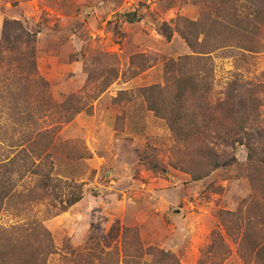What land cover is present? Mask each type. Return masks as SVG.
Masks as SVG:
<instances>
[{"label":"rangeland","instance_id":"rangeland-1","mask_svg":"<svg viewBox=\"0 0 264 264\" xmlns=\"http://www.w3.org/2000/svg\"><path fill=\"white\" fill-rule=\"evenodd\" d=\"M223 1L0 0V38L7 22L34 35L35 87H41L30 88V105L39 108L43 96L49 111L41 116L35 111L37 127L59 129L50 151L53 176L69 183L68 196L82 193L81 201L63 213L51 198L26 211L5 209L2 228L40 222L54 245L47 264H258L252 249H240V231L230 229V235L218 214L249 220L264 210V193L253 181L254 172L264 184V168L251 170L247 147L230 142L219 150L236 163L193 179L172 166L170 152L178 147L144 97V89L165 85L166 65L193 56L180 36L183 22H198L208 32L218 13L222 20L232 16L233 1ZM164 24L171 40L161 31ZM256 40L257 54L233 41L218 44L210 55L213 97L214 103L223 102L238 79L249 92L243 97L258 101L254 125L264 135V29ZM6 64H0V74L11 79L14 68ZM70 115L72 121H60ZM27 131L19 128L15 137ZM257 144L264 149V140ZM24 169L19 167L12 180L28 192L39 178ZM214 233L224 246L213 242Z\"/></svg>","mask_w":264,"mask_h":264},{"label":"trees","instance_id":"trees-1","mask_svg":"<svg viewBox=\"0 0 264 264\" xmlns=\"http://www.w3.org/2000/svg\"><path fill=\"white\" fill-rule=\"evenodd\" d=\"M223 2H232L230 20L225 17L219 19L218 13L212 18L213 29L210 28L208 32L198 22L184 21V31L180 30V36L193 51V56L166 65L163 87L156 85L144 89L148 109L165 122L175 140L174 148L178 147L172 148L170 152L174 159L172 166L197 181L236 163L234 156L225 157L224 151L219 150L223 144L230 147V142L233 146L240 144L247 147L251 170L264 168V149L260 150L257 144L264 140V135L262 129L254 125L258 101L252 96L250 99L244 98L243 85L235 79L228 87L226 99L214 103V68L210 57L219 49L218 44L222 41L236 42L240 49L251 54L261 51L256 39L264 29V0ZM169 29L164 24L161 31L171 40L173 35ZM32 36L18 23L7 22L0 38V64L6 61L8 67L14 68V77L11 79L0 74V213L9 208L26 211L44 198H51L52 206L63 213L82 199V193L68 196L66 189L69 183L53 176L50 151L55 147L54 134L59 129L54 126L49 130H40L35 114V111L40 113L39 116L48 112V101L41 96L39 108L33 107V110L30 105L33 98L30 88L41 87H35L38 83L34 78L35 56L30 48L34 43ZM4 53H10L8 58ZM245 93L249 95V92ZM5 116H8L7 119H4ZM73 119L74 115H70L60 121L68 123ZM8 126H12L11 134ZM19 128H27L28 131L16 138ZM25 145L28 146L22 149ZM30 157L32 160L28 162ZM19 167L25 168L26 172L32 171L39 178L28 192L19 190L17 182L12 180V174L19 172ZM150 169L157 171L158 167L151 165ZM260 173L264 175V172ZM253 177L256 190L264 193V184L258 181L257 173L255 176L253 172ZM218 216L229 234L233 228L240 231V249L241 245L252 249L254 261L263 264L264 210L255 211L254 218L250 217L249 220L230 212H219ZM251 237H255L254 242ZM124 238H128L127 231ZM212 238L214 243L218 240L224 246L220 234L214 233ZM52 254L54 245L51 235L40 222L33 221L10 228L0 226V264H47Z\"/></svg>","mask_w":264,"mask_h":264}]
</instances>
